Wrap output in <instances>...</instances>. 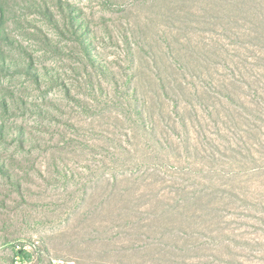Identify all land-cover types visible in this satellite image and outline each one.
<instances>
[{"label": "rangeland", "instance_id": "1", "mask_svg": "<svg viewBox=\"0 0 264 264\" xmlns=\"http://www.w3.org/2000/svg\"><path fill=\"white\" fill-rule=\"evenodd\" d=\"M9 6L41 80L0 74L27 106L9 121L25 143L6 148L21 193L0 178V264L13 246L32 264H264V0Z\"/></svg>", "mask_w": 264, "mask_h": 264}, {"label": "trees", "instance_id": "2", "mask_svg": "<svg viewBox=\"0 0 264 264\" xmlns=\"http://www.w3.org/2000/svg\"><path fill=\"white\" fill-rule=\"evenodd\" d=\"M40 8L50 23L59 26V20L56 19V16L49 8ZM10 10L9 0H0V74L6 75L22 71L30 76L35 84H39L41 77L32 63L30 54L10 28ZM62 12L60 20L78 39L86 62L103 71L102 69H104V67L100 64L98 57L92 50L91 37L88 35V25L79 15V11L67 5ZM12 52L22 55L27 59L22 60L23 63L21 64L15 58V55L11 54ZM125 81L129 82L130 78ZM133 92H135V89H133ZM135 95L136 94L133 93L130 99H128V102H130L138 122L145 126L146 122L143 111L144 102L141 103L138 99H135ZM26 107V103L23 99L17 97L7 86L0 84V178L17 193H21V183L19 178L11 170L6 148L11 144L18 145L15 147H24V129L19 125L10 124L9 121L14 116H17L19 111L26 109ZM177 112L180 114L183 113L180 112L179 108H177ZM181 127L185 128L184 121H182ZM13 253L14 256L17 257L15 262L18 264H32L34 262L35 254L33 251L20 248V246H13Z\"/></svg>", "mask_w": 264, "mask_h": 264}]
</instances>
